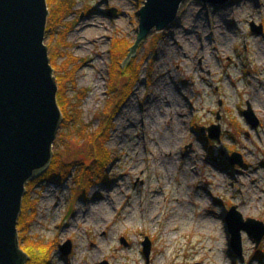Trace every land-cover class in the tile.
<instances>
[{
  "label": "rangeland",
  "instance_id": "rangeland-1",
  "mask_svg": "<svg viewBox=\"0 0 264 264\" xmlns=\"http://www.w3.org/2000/svg\"><path fill=\"white\" fill-rule=\"evenodd\" d=\"M145 1L70 0L64 42L45 37L49 56L58 47V64L75 70L69 97L81 115L78 127L61 124L53 158L78 164L66 180L31 190L30 233L53 248L50 264H148L147 238L149 264H264V239L258 246L243 233L238 258L225 222L237 207L245 220L264 223V0H232L218 10L185 0L171 27L138 45L130 64L138 58L140 81L114 116L104 176L88 139L73 136L82 124L89 133L99 128L112 100V42L135 46ZM248 104L261 121L257 130L243 117ZM212 125L221 126L220 142L203 133ZM234 153L243 168L229 164ZM82 166H93L92 174ZM68 241L72 251L63 258L59 247Z\"/></svg>",
  "mask_w": 264,
  "mask_h": 264
},
{
  "label": "water",
  "instance_id": "water-1",
  "mask_svg": "<svg viewBox=\"0 0 264 264\" xmlns=\"http://www.w3.org/2000/svg\"><path fill=\"white\" fill-rule=\"evenodd\" d=\"M184 1H145L138 13L139 36L123 67L130 63L138 45L153 30L160 32L172 26ZM198 1L217 10L233 4L232 0ZM48 18L47 0H0V264H26L18 231L26 186L50 168L53 145L63 122L57 100L58 81L44 44ZM251 31L260 36L263 27L252 25ZM243 117L253 130L261 124L250 104ZM203 133H208L212 141L222 140L219 125L205 128ZM229 164L243 167V156L234 153ZM225 222L231 238L230 251L236 257H243V233L258 246L262 243L264 223L251 218L245 220L237 207L230 209ZM143 247L149 264L148 238ZM59 250L63 258L67 257L72 242L61 245Z\"/></svg>",
  "mask_w": 264,
  "mask_h": 264
},
{
  "label": "trees",
  "instance_id": "trees-1",
  "mask_svg": "<svg viewBox=\"0 0 264 264\" xmlns=\"http://www.w3.org/2000/svg\"><path fill=\"white\" fill-rule=\"evenodd\" d=\"M49 4V18L46 30V35L51 36V40H54L56 36H59V45L64 42L63 36L66 30L65 20L72 10L70 0H47ZM58 40V39H57ZM134 48L133 44H130L128 40H115L111 46V70H110V93L112 100L109 102L110 106L103 113L104 118L101 119L99 128L94 133H89V127L86 124H82L80 128L72 130L73 136L81 139H88L87 150L89 152V158L94 162V166L99 170L98 174L104 176V169L111 163L112 153L107 148V142L110 139V132L115 128L114 116L119 109L130 99L133 90L139 83V72L141 65H137L138 58L133 60L129 65L123 67L122 64L126 61ZM63 56L59 53L58 47L52 51L51 65L56 70V78L58 81L59 92L57 96L58 105L63 113V128L67 129L78 127L81 121L80 112L77 110L79 104L75 106L73 99L69 97L70 88L69 84H73L75 70L68 71V68L64 65L58 64L59 59ZM126 81L125 84L122 83ZM121 83V87H120ZM83 101V100H81ZM80 101V103H81ZM112 105V106H111ZM75 113V116H72ZM73 126V127H72ZM65 129V128H64ZM77 138H73L77 141ZM213 150V149H211ZM224 158L219 157L222 161ZM75 163H65L61 154L56 153L50 168L48 171L39 177L38 179L29 182L27 187V193L23 199L22 212L18 220V231L20 234L21 250L27 257L26 264H50L51 252L53 248L45 245L38 239L32 237L30 233L31 223L34 220L35 203L33 202L31 190L35 186L41 184L44 181L60 180L64 181L70 177L77 167ZM93 167V166H92ZM82 166L85 173L92 174L93 168ZM81 179L84 186L87 188L91 186V182ZM106 180V177H103ZM107 181V180H106ZM33 211V212H32Z\"/></svg>",
  "mask_w": 264,
  "mask_h": 264
},
{
  "label": "bare ground",
  "instance_id": "bare-ground-1",
  "mask_svg": "<svg viewBox=\"0 0 264 264\" xmlns=\"http://www.w3.org/2000/svg\"><path fill=\"white\" fill-rule=\"evenodd\" d=\"M98 83V85H97V88H96V90H95V92H96V94H98L99 93V91H100V85H99V82H97ZM244 167V166H243ZM243 167H241V168H243ZM118 186H116V187H114V188H117ZM99 211V209H97V208H94L93 209V212H98ZM150 220L153 222L154 221V219H153V217L151 216L150 217Z\"/></svg>",
  "mask_w": 264,
  "mask_h": 264
}]
</instances>
